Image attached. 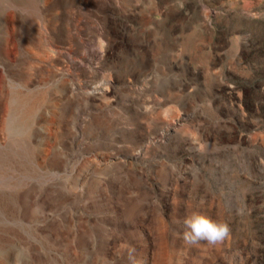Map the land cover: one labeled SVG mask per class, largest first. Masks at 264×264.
<instances>
[{
	"label": "rangeland",
	"instance_id": "1",
	"mask_svg": "<svg viewBox=\"0 0 264 264\" xmlns=\"http://www.w3.org/2000/svg\"><path fill=\"white\" fill-rule=\"evenodd\" d=\"M75 1L0 0V264H264V0Z\"/></svg>",
	"mask_w": 264,
	"mask_h": 264
},
{
	"label": "clouds",
	"instance_id": "2",
	"mask_svg": "<svg viewBox=\"0 0 264 264\" xmlns=\"http://www.w3.org/2000/svg\"><path fill=\"white\" fill-rule=\"evenodd\" d=\"M183 239L190 245L201 241L215 246L223 243L230 234L229 226L220 220L213 219L208 215L194 211L183 220Z\"/></svg>",
	"mask_w": 264,
	"mask_h": 264
},
{
	"label": "bare ground",
	"instance_id": "3",
	"mask_svg": "<svg viewBox=\"0 0 264 264\" xmlns=\"http://www.w3.org/2000/svg\"><path fill=\"white\" fill-rule=\"evenodd\" d=\"M96 1L97 0H88L87 1V5H91V4H93L92 2H95L96 3ZM67 2H68V4L69 5H71V6H75L76 4H77V2L75 1V0H67ZM37 3V2H36ZM94 3V4H95ZM13 4H14V2H13ZM37 4H39V3H37ZM36 4V5H37ZM40 4H41V2H40ZM43 5V4H42ZM42 8L45 10V6H42ZM41 9V8H40ZM43 10V11H44ZM40 11V10H39ZM44 14H46V13H44ZM68 23H69V20L67 21ZM72 22V21H71ZM42 34V33H41ZM50 35H52V38H53V40L54 41H56L58 38L57 37H55V35H53V33H52V31H46L45 30V32H44V39L45 40H48V38L50 37ZM43 36V35H42ZM51 38V37H50ZM57 38V39H56ZM42 41V40H41ZM46 42V41H45ZM48 43V42H47ZM44 49V48H43ZM60 54H62V55H66V54H68L69 56H70V52H64V51H59V49H56V48H49L48 47V49H47V51H46V53H45V55H44V57H40V56H36L33 60H34V63H35V68H36V70L37 69H39V71H40V69H43L44 67H47V66H51L54 62H55V60H57L56 58H58V56L60 55ZM38 55V54H37ZM98 56H102V53L101 52H98V51H95L94 53H92V57L93 58H95V57H98ZM33 57V56H32ZM60 58V57H59ZM32 69H34L33 67H32ZM35 70V69H34ZM31 71V70H30ZM32 72V71H31ZM38 72H36V74H37ZM34 74H35V72H34ZM34 74H31L30 75V77L28 78V80L26 81V84H24V87H28V86H30V87H32L33 85H34V83H36L37 82V79H36V77H35V75ZM81 83V82H80ZM100 83V85L97 87V86H95V87H92V89L90 90L91 92H95L96 90H103V89H106L107 88V86L109 85V82L108 81H106V80H102L101 82H99ZM75 86L76 85H74V86H71L72 88H75ZM79 86H81V85H79ZM89 91V92H90ZM19 97V96H18ZM98 115V114H97ZM83 117V116H82ZM96 117V116H95ZM97 118V117H96ZM95 119V118H94ZM97 120V119H96ZM80 121H82V119L80 120ZM140 153H141V151L139 152V151H137L136 153H134L133 155H132V158H134V159H137V157H139V155H140Z\"/></svg>",
	"mask_w": 264,
	"mask_h": 264
}]
</instances>
